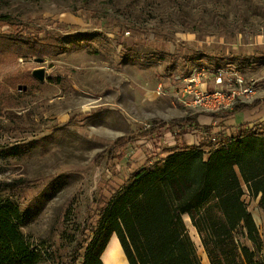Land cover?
<instances>
[{
    "label": "rangeland",
    "instance_id": "rangeland-1",
    "mask_svg": "<svg viewBox=\"0 0 264 264\" xmlns=\"http://www.w3.org/2000/svg\"><path fill=\"white\" fill-rule=\"evenodd\" d=\"M2 15L9 23L0 21V36L27 32L37 47L0 50V184H10L0 197H16L21 231L41 251L37 264H81L97 209L133 169L153 161L140 129L150 119L182 117L186 107L199 111L179 101L193 69L205 73L206 90L215 87L203 86L215 69L254 80V94L236 104H254L247 123L264 126V0H0ZM39 67L43 81L32 76ZM234 117H219L226 134ZM132 133L134 146L113 150L121 159L94 161ZM156 136L173 144L163 128ZM242 198L258 227L255 258L264 259V213L258 198ZM182 219L200 264H210L189 216ZM113 240L106 252L127 264ZM235 240L253 250L240 232Z\"/></svg>",
    "mask_w": 264,
    "mask_h": 264
},
{
    "label": "trees",
    "instance_id": "trees-1",
    "mask_svg": "<svg viewBox=\"0 0 264 264\" xmlns=\"http://www.w3.org/2000/svg\"><path fill=\"white\" fill-rule=\"evenodd\" d=\"M0 21L9 23L6 15ZM0 36L4 47L28 45L27 32ZM37 46V45H36ZM61 52L56 50L54 53ZM254 104L235 105L232 111ZM231 112V111H230ZM201 113H188L170 121L156 120L155 129L166 123H193ZM193 145L176 143L147 156L152 163L137 166L104 205L97 209L91 238L86 240L81 264H103L101 254L116 234L128 264H200L195 245L182 215L187 214L199 234L210 264H264L255 256L262 249L258 227L242 196L258 198L264 213V126L240 125L229 135L211 133ZM186 131H180L183 134ZM130 135L114 140L113 147L99 151L104 157L120 159L114 148L132 141ZM10 186L9 183H1ZM22 210L16 197H0V264H37L38 247L31 248L21 231ZM240 232L253 250L235 240Z\"/></svg>",
    "mask_w": 264,
    "mask_h": 264
},
{
    "label": "built area",
    "instance_id": "built-area-1",
    "mask_svg": "<svg viewBox=\"0 0 264 264\" xmlns=\"http://www.w3.org/2000/svg\"><path fill=\"white\" fill-rule=\"evenodd\" d=\"M211 75L215 87L206 90L200 86V80L206 77L205 73L198 68L193 69L183 79L185 93L182 92L179 101L202 112L218 113L232 110L238 100L246 102L254 94L255 81H248L238 71L224 72L222 69H215ZM185 94H188V99H183ZM146 127H150V124ZM191 131L196 130L191 128ZM169 133L173 136L175 131L171 130Z\"/></svg>",
    "mask_w": 264,
    "mask_h": 264
},
{
    "label": "crops",
    "instance_id": "crops-1",
    "mask_svg": "<svg viewBox=\"0 0 264 264\" xmlns=\"http://www.w3.org/2000/svg\"><path fill=\"white\" fill-rule=\"evenodd\" d=\"M209 79L207 78L205 80L206 82L203 84L204 87L205 86H209V87L215 86V85H213L214 83L212 81L213 80L212 77H209ZM206 83H208V84H206ZM254 107L255 106L252 105V106H248V107H242V108L237 109L235 111L226 110V111H222L220 113H205V112H202V111L195 110L194 113H201L202 112V114H199L196 117V120H195L196 121V124H193V123H176V124L166 123L165 125H162L161 127H157L155 129H152V127H154L156 125V120H158V119H156V120L150 119L149 121H147L145 123L144 127H142V129H140V131L138 132V134L142 133V135L148 137V141L146 143V146L147 147L144 149L143 154H144V156H146V159H147V156H149V155L154 156L160 148L172 147L176 143H183L185 145L197 144L198 142H200L202 140V139H200L201 138V133H199V132H202L203 133V131L201 130V127L200 126H203L202 128H205V126L207 125L206 127H208L211 132H213V133L218 132L217 130L216 131L214 130L216 128L214 126L217 123L216 120H219L220 123H218V124H219L220 127L218 126V128L219 129L222 128V125H221L222 121H221V119L219 117L221 115H223L224 113L225 114H229V115H235V117H234L233 120H234V123H236L235 125H233L231 127L229 133H227V134L224 132L223 129L219 130V131H222L226 135H229L231 131H233L234 129L238 128L240 125H248V126H251L250 125L251 123H247V122L248 121H252L253 116L255 115L253 113H249L250 111L253 112V111L256 110ZM185 112H186L185 114H188V113L194 114V113H192V111L190 109L187 110V107L185 108ZM238 113H239V115H236ZM160 120H164V119H160ZM170 120H164V121H170ZM243 121H244V123H243ZM147 124H150V127H146ZM162 128H163V130H167L169 132L171 130L175 131V134L173 135L174 138L172 140L173 141V144L172 145H163V144H160L159 143V140H160L161 137L158 136V138H157V136H156V130L162 129ZM191 128L195 129L198 133L190 132L191 131ZM180 131H186V132L183 133V134H179ZM128 135L132 136L133 139H132V141L127 142L124 146H126L127 144H129V146H131V145L134 146V144L136 142V138H135L136 135L133 136V133L132 134H128ZM122 136H126V135H122ZM119 137H121V136H119ZM113 237H116V239L118 240L116 234H112L111 235V237H110V239H109V241H108V243H107V245H106V247L103 250L102 255H101V260H102L103 264H105V262H104V255H105L104 252L106 253V249L108 247V244H109L110 241L113 240ZM118 242H119V240H118ZM120 248H121V251H122V254H123V258H124L125 262L128 264L127 259H126L125 255H124V252L122 250L121 245H120Z\"/></svg>",
    "mask_w": 264,
    "mask_h": 264
},
{
    "label": "water",
    "instance_id": "water-1",
    "mask_svg": "<svg viewBox=\"0 0 264 264\" xmlns=\"http://www.w3.org/2000/svg\"><path fill=\"white\" fill-rule=\"evenodd\" d=\"M36 62H42V58H36ZM32 76L36 78L39 81H43L45 78V72L44 69L39 67L32 70Z\"/></svg>",
    "mask_w": 264,
    "mask_h": 264
},
{
    "label": "bare ground",
    "instance_id": "bare-ground-1",
    "mask_svg": "<svg viewBox=\"0 0 264 264\" xmlns=\"http://www.w3.org/2000/svg\"><path fill=\"white\" fill-rule=\"evenodd\" d=\"M105 263L107 264H124L122 261H116L114 255L110 254V250H108L105 254Z\"/></svg>",
    "mask_w": 264,
    "mask_h": 264
}]
</instances>
